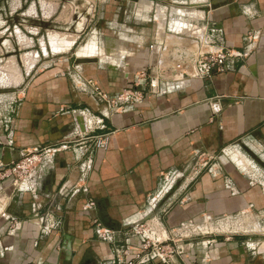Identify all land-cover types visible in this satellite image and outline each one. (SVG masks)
Here are the masks:
<instances>
[{"label":"crops","instance_id":"obj_1","mask_svg":"<svg viewBox=\"0 0 264 264\" xmlns=\"http://www.w3.org/2000/svg\"><path fill=\"white\" fill-rule=\"evenodd\" d=\"M34 7L56 12L54 31L39 24L38 33L16 39L17 58L6 71L21 89L0 105V161L10 165L39 146L71 144L43 184L49 235L32 218L29 197L0 181V208L21 228L4 239L12 224L0 217V264H138L141 240L132 227L151 215L168 233L223 218L259 229L182 239L175 264H264V187L254 181L264 176V0H39ZM69 9L76 15L64 33ZM100 16L107 21L98 23ZM23 44L32 49L24 55ZM195 47L243 56L198 80L177 67ZM4 77L2 87L12 83ZM158 79L163 93L147 92L124 110L93 87L115 98ZM86 133L106 136L105 146L84 143ZM205 154L216 157L212 170L179 183L150 211L162 175L186 171ZM78 185L88 192L65 196ZM89 199L96 207L84 213Z\"/></svg>","mask_w":264,"mask_h":264},{"label":"built area","instance_id":"obj_2","mask_svg":"<svg viewBox=\"0 0 264 264\" xmlns=\"http://www.w3.org/2000/svg\"><path fill=\"white\" fill-rule=\"evenodd\" d=\"M241 53L232 50H220L217 52L206 51L205 48H194L191 53L186 54L182 60L179 61L177 67L182 68L188 76H193L198 80H204L210 78L214 72L224 73L228 70L230 64L234 59L242 57ZM191 70L193 72H191ZM161 80V79H160ZM151 81L144 86L137 84L131 88L125 89L116 95L115 98H111L108 95L102 93L100 89L93 86L99 96L110 104L120 110H124L126 107H134L141 104L144 101L147 92L154 94L163 93L161 81ZM89 85H93L92 82H88ZM86 132V131H85ZM96 132L91 130L90 134ZM89 134V133H88ZM86 135L84 136V143L88 145H96L97 147H104L106 144V136L104 135ZM76 136V135H74ZM76 137L71 142H77ZM67 144H69L67 146ZM70 142L55 145L39 146L31 151H25L19 160L10 165H5L0 161V181H9L11 187L16 193L30 199V213L34 219L38 229L41 233L49 235L53 226L50 224L49 216L43 212L44 202L42 200L43 184L55 167V160L57 155L64 150L70 148ZM82 144L80 143L79 147ZM95 146V147H96ZM85 147V146H84ZM216 161L215 156L211 155H199L196 160L190 165L186 171H174L163 174L162 176V188L159 189L149 199L148 209L155 211L159 204L165 199L166 195L171 193L179 183L190 185L195 182L199 176L205 171L210 172ZM87 170L92 167V161L88 159ZM254 181L264 187V176H255ZM87 193L88 189L85 185L75 186L70 189L65 196L70 197L80 193ZM166 201H169L167 199ZM2 202V201H1ZM169 203V202H168ZM5 202L3 203V205ZM96 203L93 199H89L82 206L84 213H89L94 210ZM163 213L166 210L162 211ZM150 216V215H149ZM0 217L7 223L12 224V228L9 234L4 239L11 237L12 235L18 236L20 227L16 222L13 215L5 211V206L0 208ZM229 222L227 218L219 219L216 221L217 226H222ZM133 231L140 237L141 254L138 264H151L153 262H160L162 264H175V258H179L183 255V247L179 245V241L182 239H188L195 235L207 234L203 230V227L197 224L190 223L177 230H172L168 233L160 217L157 215H151L146 220L137 223L133 227ZM98 234L105 237L104 229L99 228ZM119 254L122 253L120 250Z\"/></svg>","mask_w":264,"mask_h":264},{"label":"rangeland","instance_id":"obj_3","mask_svg":"<svg viewBox=\"0 0 264 264\" xmlns=\"http://www.w3.org/2000/svg\"><path fill=\"white\" fill-rule=\"evenodd\" d=\"M70 1L71 0H64L65 4L70 3ZM40 2H45V0H40ZM36 3L38 4L39 0H0V46L1 44L4 45L2 47V52H0V75L3 77L4 74H6L7 77L4 78H10L11 82L13 83L10 84L11 86L7 85L10 88H7V86H0V105L5 104L9 99H13L16 95H18L17 93L21 89L20 87H15V80L13 79L14 75L9 77L8 71H6L8 69L6 64L12 60V57L17 58L13 52H18V48L15 45L17 37H24V34L28 35V32L38 33L39 24L44 27V29H42L43 31L46 30V27L48 28L46 31V34L48 35L54 31L56 12L48 8H42L40 11L39 8L37 9L34 7ZM25 5H27L26 8H24ZM73 15L76 14L70 9L66 12H63L62 30L64 33H70L68 30L70 28V24L72 23ZM97 21L98 23H101L106 22L107 19L105 16H100ZM89 30L87 29L83 32L81 41L82 43L86 42L88 38H90L91 31ZM82 43L79 42L78 46ZM23 45L24 46L22 47L20 46L22 49L20 52L21 54L24 55L25 53H28L32 50L27 48L30 47V45ZM246 220H248L250 223H255L251 219ZM244 222H241L240 219H237L234 220V222H227L222 226L211 224L208 225L207 228H204L203 231L205 233L207 232V234H211L212 236L217 235L222 237L231 236L235 233H242V231H246L248 233L251 231H259L258 227L253 228L243 225L245 224ZM242 225L246 226V228H241Z\"/></svg>","mask_w":264,"mask_h":264}]
</instances>
